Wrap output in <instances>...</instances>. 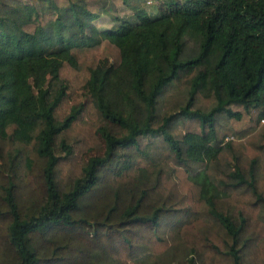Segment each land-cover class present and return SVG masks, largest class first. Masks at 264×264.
Here are the masks:
<instances>
[{"label":"trees","instance_id":"trees-1","mask_svg":"<svg viewBox=\"0 0 264 264\" xmlns=\"http://www.w3.org/2000/svg\"><path fill=\"white\" fill-rule=\"evenodd\" d=\"M106 1L0 0V264H264V0Z\"/></svg>","mask_w":264,"mask_h":264},{"label":"rangeland","instance_id":"rangeland-1","mask_svg":"<svg viewBox=\"0 0 264 264\" xmlns=\"http://www.w3.org/2000/svg\"><path fill=\"white\" fill-rule=\"evenodd\" d=\"M169 0H107L106 1V13L102 14L99 18L95 19L94 29L96 32L108 29L115 26L118 22L124 19H134L136 9H144L152 17L156 18L159 15V7L161 3L168 2ZM174 1V0H173ZM183 1V0H178ZM95 52L96 56L99 54L95 48L91 50ZM91 55H87L90 57ZM65 74L72 80H75L72 76V71H67Z\"/></svg>","mask_w":264,"mask_h":264}]
</instances>
